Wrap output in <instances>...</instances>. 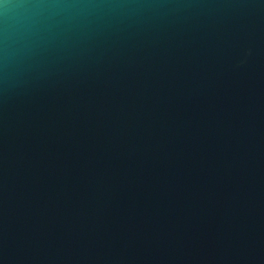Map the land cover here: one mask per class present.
Segmentation results:
<instances>
[{"label":"water","instance_id":"1","mask_svg":"<svg viewBox=\"0 0 264 264\" xmlns=\"http://www.w3.org/2000/svg\"><path fill=\"white\" fill-rule=\"evenodd\" d=\"M142 2L0 90V264H264V0Z\"/></svg>","mask_w":264,"mask_h":264},{"label":"clouds","instance_id":"2","mask_svg":"<svg viewBox=\"0 0 264 264\" xmlns=\"http://www.w3.org/2000/svg\"><path fill=\"white\" fill-rule=\"evenodd\" d=\"M166 7L142 0H0V90L78 54L113 22Z\"/></svg>","mask_w":264,"mask_h":264}]
</instances>
